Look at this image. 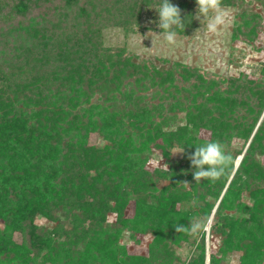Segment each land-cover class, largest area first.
Listing matches in <instances>:
<instances>
[{
    "label": "trees",
    "instance_id": "trees-1",
    "mask_svg": "<svg viewBox=\"0 0 264 264\" xmlns=\"http://www.w3.org/2000/svg\"><path fill=\"white\" fill-rule=\"evenodd\" d=\"M160 2L105 0L96 8L90 0H17L6 8L14 17L0 26V264H234L235 253L237 264H264L263 67L262 79L250 83L244 74L208 78L180 66L184 87L176 86L166 111L133 93L128 109L92 101L110 75L95 52L104 23L139 27L142 12ZM170 2L185 21L178 35H189L201 21L195 0ZM237 18L233 40L255 43L262 17L243 10ZM129 68L141 69L123 64L110 80L120 82ZM94 133L101 144L89 142ZM208 140L224 143L235 166L196 183L186 157ZM177 147L185 167L147 169L155 150L167 158ZM161 179L169 184L160 189ZM202 215L221 239L210 253L204 230L198 239L174 227ZM38 218L56 226L41 229ZM126 233L136 243L150 236L148 255L130 254ZM183 243L193 248L187 262L173 255Z\"/></svg>",
    "mask_w": 264,
    "mask_h": 264
},
{
    "label": "rangeland",
    "instance_id": "rangeland-1",
    "mask_svg": "<svg viewBox=\"0 0 264 264\" xmlns=\"http://www.w3.org/2000/svg\"><path fill=\"white\" fill-rule=\"evenodd\" d=\"M17 0H0V26H6L5 21L13 18L9 17L7 7L16 3ZM91 4L101 6L105 0H90ZM104 5V4H103ZM155 7L145 9L141 14V25L133 28H123L115 25L112 21H106L100 29L99 43H97L96 53H100L101 60L109 67L110 75L107 84L99 85L92 94V101L98 104L111 105L115 109H128L134 107V96H140L142 103L151 106L164 105L165 111L176 98V88L184 87L180 72V66L191 69H198L208 78H231L240 74L247 76V81L256 83L262 79L261 68H264V0H244L240 6L224 7L228 12L226 25L220 27L216 32L207 29V19L201 18L199 26L191 31L187 36L177 35L176 43L170 45L162 35L161 29L157 27L158 13ZM243 10H249L262 17V27L260 35L255 43L248 42L244 36L234 41L232 34L235 27L237 14ZM16 19H18L16 17ZM154 21V23H150ZM97 42V39H96ZM140 67V71L127 69V75L117 81L110 80L114 72L121 65ZM138 70V69H137ZM159 72L160 74H157ZM166 72H173L172 80L161 79ZM250 82V83H251ZM177 86V87H176ZM130 96V97H129ZM133 98V99H132ZM132 100V101H131ZM138 100V99H137ZM86 107L83 105L81 108ZM77 110V111H78ZM184 124V122L178 123ZM201 137L209 138L210 133L202 130ZM89 142L92 145H99L103 142L99 134H91ZM239 145V144H238ZM176 148L172 151L171 157H165L155 150V155L151 157L147 165L150 172L160 169L168 172L172 167H185L182 160V153ZM175 153V154H173ZM264 160V158H263ZM240 160L237 162L239 165ZM169 184L168 180H159L158 188H163ZM189 184V183H188ZM190 185V184H189ZM189 185H186L190 188ZM244 199L250 204L252 201L246 194ZM134 213V203L128 208L127 214L132 217ZM115 215L109 216V222L115 223ZM199 219H204L202 215ZM36 224L41 229L51 230L56 223L46 218H38ZM213 221H209L204 229L206 232L205 244L208 253L210 250L219 248L220 237L212 234L211 226ZM4 225L0 224V230ZM195 238L200 239V233ZM21 241V236H17ZM140 243L132 240L129 233L125 234L122 244L127 246L130 254L148 255V245L151 242L150 236H138ZM192 246L183 243L181 246L173 247V255L179 257L182 262H187L192 253ZM240 254L235 253L229 257L230 263L237 264Z\"/></svg>",
    "mask_w": 264,
    "mask_h": 264
},
{
    "label": "clouds",
    "instance_id": "clouds-1",
    "mask_svg": "<svg viewBox=\"0 0 264 264\" xmlns=\"http://www.w3.org/2000/svg\"><path fill=\"white\" fill-rule=\"evenodd\" d=\"M195 2L197 5L195 19L206 18L208 31L216 32L220 27L226 25L229 14L223 7V0H195ZM155 10L159 18L157 27L161 29L159 35H162L168 44L174 45L178 35L176 29L184 30L185 27V21L181 16L182 10L170 0H161ZM150 23H154V21H150ZM194 147V153L188 154L186 158L190 161L193 169L192 175L196 183L202 180L215 182L229 174L235 166V158L226 150V145L219 140H208ZM176 153H184V149ZM183 184L189 185L186 181ZM189 221L190 224L187 227L176 223L174 225L176 231L198 234L209 224L207 218H193Z\"/></svg>",
    "mask_w": 264,
    "mask_h": 264
}]
</instances>
